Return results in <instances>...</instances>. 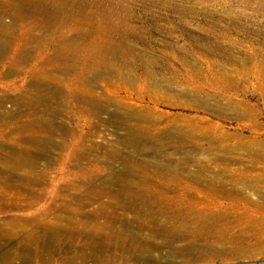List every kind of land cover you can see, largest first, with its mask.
Listing matches in <instances>:
<instances>
[{"label": "rangeland", "instance_id": "obj_1", "mask_svg": "<svg viewBox=\"0 0 264 264\" xmlns=\"http://www.w3.org/2000/svg\"><path fill=\"white\" fill-rule=\"evenodd\" d=\"M0 1V264H264V0Z\"/></svg>", "mask_w": 264, "mask_h": 264}, {"label": "bare ground", "instance_id": "obj_2", "mask_svg": "<svg viewBox=\"0 0 264 264\" xmlns=\"http://www.w3.org/2000/svg\"><path fill=\"white\" fill-rule=\"evenodd\" d=\"M1 2V1H0ZM5 4V3H4ZM3 5V4H2ZM8 6V5H7ZM11 7V6H10ZM1 8H3L2 6H1ZM8 9V8H7ZM14 11V10H13ZM7 12H8V10H7ZM4 14V13H3ZM2 15V14H1ZM0 28H3V25L2 24H0ZM3 99V98H2ZM12 126V125H11ZM10 127V126H9Z\"/></svg>", "mask_w": 264, "mask_h": 264}]
</instances>
